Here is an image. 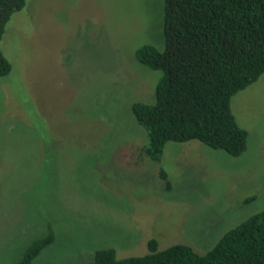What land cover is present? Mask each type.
Listing matches in <instances>:
<instances>
[{
  "label": "rangeland",
  "instance_id": "obj_1",
  "mask_svg": "<svg viewBox=\"0 0 264 264\" xmlns=\"http://www.w3.org/2000/svg\"><path fill=\"white\" fill-rule=\"evenodd\" d=\"M162 2L26 0L5 24L0 264L17 260L45 222L54 241L31 264L88 262V239L117 257L146 254L149 238L158 250L178 243L203 254L264 210V73L230 101L248 133L240 155L195 140L167 142L160 162L144 153L131 103L153 102L160 72L132 50L162 47Z\"/></svg>",
  "mask_w": 264,
  "mask_h": 264
},
{
  "label": "trees",
  "instance_id": "obj_2",
  "mask_svg": "<svg viewBox=\"0 0 264 264\" xmlns=\"http://www.w3.org/2000/svg\"><path fill=\"white\" fill-rule=\"evenodd\" d=\"M25 2L0 0V40L5 24L25 9ZM162 36L161 48L138 43L132 50L141 67L160 72L153 102L131 103L133 117L145 131V155L160 162L167 142L191 140L240 155L248 133L236 122L230 101L264 73V0H163ZM10 69L0 50V77ZM158 176L169 190L166 171L160 168ZM44 228L45 233L35 231L11 264H31L53 243V227L45 222ZM85 242L92 259L83 264H264V210L229 229L203 254L178 243L158 250L157 241L149 238L146 254L117 257L111 247Z\"/></svg>",
  "mask_w": 264,
  "mask_h": 264
}]
</instances>
